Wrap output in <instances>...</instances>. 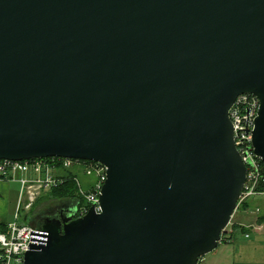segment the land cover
<instances>
[{
  "label": "water",
  "instance_id": "water-1",
  "mask_svg": "<svg viewBox=\"0 0 264 264\" xmlns=\"http://www.w3.org/2000/svg\"><path fill=\"white\" fill-rule=\"evenodd\" d=\"M264 161V0H0V159L102 162L101 211L38 221L25 264H198Z\"/></svg>",
  "mask_w": 264,
  "mask_h": 264
},
{
  "label": "built area",
  "instance_id": "built-area-1",
  "mask_svg": "<svg viewBox=\"0 0 264 264\" xmlns=\"http://www.w3.org/2000/svg\"><path fill=\"white\" fill-rule=\"evenodd\" d=\"M260 108V99L253 93H243L237 96L229 109L233 125L234 143L247 166L246 180L243 185L239 204L254 196L264 194L260 189L264 186V161L259 157L253 146V130ZM76 167L87 175L94 176V182L89 188H84L77 175L70 174L79 185V192L85 203L76 206L72 212L73 218L84 216L92 206L101 211L100 195L107 180V167L99 161L75 159L68 157H44L23 160L0 159V177L4 178L20 172L31 173L32 177H21L22 189L20 203L27 196L25 208H31L34 199L46 188H52L66 180L56 170ZM239 206V205H238ZM19 206L15 221L8 223L7 228L0 229V262L2 264H25V254L36 238H43L44 232L37 225L20 224L17 222ZM227 228L222 233L223 235ZM248 236V234H247Z\"/></svg>",
  "mask_w": 264,
  "mask_h": 264
},
{
  "label": "rangeland",
  "instance_id": "rangeland-1",
  "mask_svg": "<svg viewBox=\"0 0 264 264\" xmlns=\"http://www.w3.org/2000/svg\"><path fill=\"white\" fill-rule=\"evenodd\" d=\"M56 172L61 176H69L70 174L77 175L80 179L82 186L84 188H89L94 182V176L87 175L82 170L77 169L75 166L70 169H58ZM51 188L44 189L35 199L34 203L31 208H25L26 200L22 201L20 205H18V201L15 202H7L6 204V211L5 216L6 219L10 221H15V216L17 214V206H19V214L18 218L16 219L20 224H29L31 221H35L33 217V213L35 209L41 208L44 204L52 201L51 197ZM42 196V197H41ZM40 197V198H39ZM258 203L252 202L251 205L247 210L239 209L235 212L234 216L231 219L230 224L227 226V231L225 234L230 235L233 223L238 221L241 222L240 225H247L248 222L254 220L256 216L259 215L257 211V204L260 205V209L262 214H264V194L260 195L257 198ZM261 214V215H262ZM240 217V218H239ZM258 224V221L254 222ZM248 226V225H247ZM262 234V235H261ZM261 234L257 232L252 233V238L247 239L241 229V227L236 228L235 230V243L231 246L221 245L218 251V255H215V251L218 249L216 248L214 251L205 255V261L198 263V264H264V230ZM224 236V235H223ZM224 241V238H223ZM258 243L261 245V250L258 254H254L252 249H244L241 245H248ZM247 247V248H248ZM217 252V251H216ZM222 256V260H218ZM204 257V256H203Z\"/></svg>",
  "mask_w": 264,
  "mask_h": 264
},
{
  "label": "crops",
  "instance_id": "crops-1",
  "mask_svg": "<svg viewBox=\"0 0 264 264\" xmlns=\"http://www.w3.org/2000/svg\"><path fill=\"white\" fill-rule=\"evenodd\" d=\"M32 177L33 174L31 173H25L22 174L20 172H17L16 174H11L7 177L1 178L0 177V223H10L12 221L6 219L5 216V211H6V204L7 202L11 201V202H15L16 200L18 201V205L20 203V196H21V189H22V182H21V177ZM260 195L254 196L252 199V202H256L258 203L257 198H259ZM250 199V200H251ZM25 200L28 202L27 196H25ZM18 208V206H17ZM257 211L259 212V215L255 217L254 220H251L250 222L247 223V225H241V226H245L249 228L248 232L243 231L245 238L250 239L252 238V233L253 232H257L258 234H261L264 230V223L261 224H255V220L257 222L258 217L262 214V211L260 209V205L257 204ZM240 218V217H239ZM239 219L236 220V224L240 225L241 222L238 221ZM235 230L232 227V232L229 235L230 239L228 240H224L222 241L219 246L217 247L218 249L215 251V255H218V251H219V247L221 245H226V246H231L233 245V243H235ZM248 234V236H247ZM262 235V234H261ZM242 248L244 249H252L254 254H258V252L261 250V245L258 243L255 244H250V246L248 247V245L244 244L241 245ZM248 247V248H247ZM222 256L220 258H218V260H222ZM203 260L205 261V256L201 258V260L199 261V263L203 262Z\"/></svg>",
  "mask_w": 264,
  "mask_h": 264
},
{
  "label": "trees",
  "instance_id": "trees-1",
  "mask_svg": "<svg viewBox=\"0 0 264 264\" xmlns=\"http://www.w3.org/2000/svg\"><path fill=\"white\" fill-rule=\"evenodd\" d=\"M66 180L63 183L58 184L57 186H53L51 188V200H61V201H73L76 206H79L81 204L85 203V199L83 196H81L79 192V185L76 182V180L71 176H65ZM261 190L264 191V186L260 187ZM42 197V196H41ZM40 198V197H39ZM35 204V203H34ZM251 205V201H245L239 204L237 210L243 209L247 210ZM236 210V211H237ZM258 223H264V214L260 215L257 219ZM31 224L38 225L35 221H31ZM8 223H0V229L4 230L7 228ZM234 229L241 227V229L245 232L249 231L248 227L238 225L236 223H233L232 226ZM224 240L230 239V236L227 234H224ZM2 264V262H0Z\"/></svg>",
  "mask_w": 264,
  "mask_h": 264
},
{
  "label": "flooded vegetation",
  "instance_id": "flooded-vegetation-1",
  "mask_svg": "<svg viewBox=\"0 0 264 264\" xmlns=\"http://www.w3.org/2000/svg\"><path fill=\"white\" fill-rule=\"evenodd\" d=\"M76 204L73 201H61V200H52L44 204L41 208L35 209L33 217L35 222L38 224V221L47 217H58L63 212H66L68 216H72V212L75 210Z\"/></svg>",
  "mask_w": 264,
  "mask_h": 264
}]
</instances>
